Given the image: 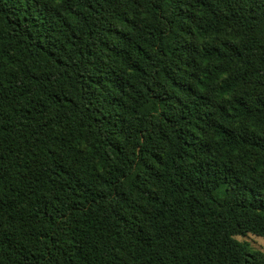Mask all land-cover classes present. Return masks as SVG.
<instances>
[{
	"label": "trees",
	"instance_id": "obj_1",
	"mask_svg": "<svg viewBox=\"0 0 264 264\" xmlns=\"http://www.w3.org/2000/svg\"><path fill=\"white\" fill-rule=\"evenodd\" d=\"M264 0H0V264H264Z\"/></svg>",
	"mask_w": 264,
	"mask_h": 264
},
{
	"label": "rangeland",
	"instance_id": "obj_2",
	"mask_svg": "<svg viewBox=\"0 0 264 264\" xmlns=\"http://www.w3.org/2000/svg\"><path fill=\"white\" fill-rule=\"evenodd\" d=\"M235 239L244 242L249 250H258L264 253V238L262 237L247 233L235 236Z\"/></svg>",
	"mask_w": 264,
	"mask_h": 264
}]
</instances>
